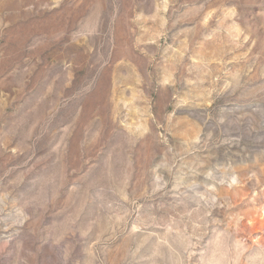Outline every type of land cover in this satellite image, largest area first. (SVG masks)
I'll return each mask as SVG.
<instances>
[{"label": "rangeland", "instance_id": "obj_1", "mask_svg": "<svg viewBox=\"0 0 264 264\" xmlns=\"http://www.w3.org/2000/svg\"><path fill=\"white\" fill-rule=\"evenodd\" d=\"M0 264H264V0H0Z\"/></svg>", "mask_w": 264, "mask_h": 264}]
</instances>
